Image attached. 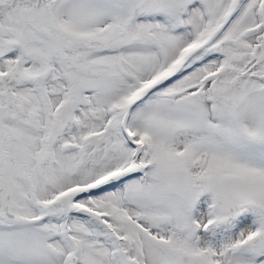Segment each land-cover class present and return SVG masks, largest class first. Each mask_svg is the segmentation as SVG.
<instances>
[{
  "label": "snow or ice",
  "instance_id": "obj_1",
  "mask_svg": "<svg viewBox=\"0 0 264 264\" xmlns=\"http://www.w3.org/2000/svg\"><path fill=\"white\" fill-rule=\"evenodd\" d=\"M0 264H264V0H0Z\"/></svg>",
  "mask_w": 264,
  "mask_h": 264
}]
</instances>
